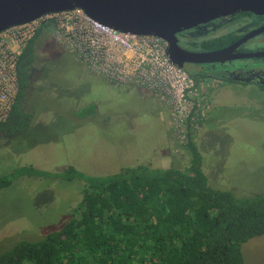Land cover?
Returning <instances> with one entry per match:
<instances>
[{"label":"rangeland","instance_id":"374dc122","mask_svg":"<svg viewBox=\"0 0 264 264\" xmlns=\"http://www.w3.org/2000/svg\"><path fill=\"white\" fill-rule=\"evenodd\" d=\"M259 43L264 50V39ZM34 50L21 103L29 124L11 138L0 134V177L25 166L47 173L72 167L89 176L140 165L183 170L189 159L185 139L175 136L168 121L175 104L194 108L189 138L209 187L238 197L264 192V95L254 85L213 88L212 105L200 114L202 102H190L199 100L200 91L189 87L186 77L197 71L195 65L181 69L186 78L168 89L166 106L143 85L120 88L89 73L48 26ZM250 61L233 67L244 63L264 70V58ZM81 190L75 179L25 176L1 188L0 254L17 241L35 242L57 230L77 206ZM240 251L244 264H264V235L248 240Z\"/></svg>","mask_w":264,"mask_h":264},{"label":"trees","instance_id":"16d2710c","mask_svg":"<svg viewBox=\"0 0 264 264\" xmlns=\"http://www.w3.org/2000/svg\"><path fill=\"white\" fill-rule=\"evenodd\" d=\"M45 26L17 57L14 101L0 122L4 138L29 124L30 114L21 103L35 41ZM220 41L189 44L210 50L220 47ZM189 137L186 131L189 159L183 170L140 165L89 176L72 167L47 173L25 166L0 177V189L23 176L82 184L80 201L57 230L35 242H15L0 254V264H244L241 246L264 235V192L238 197L209 187L201 155Z\"/></svg>","mask_w":264,"mask_h":264},{"label":"built area","instance_id":"2783aa9c","mask_svg":"<svg viewBox=\"0 0 264 264\" xmlns=\"http://www.w3.org/2000/svg\"><path fill=\"white\" fill-rule=\"evenodd\" d=\"M42 24L52 29L65 49L88 72L120 87L143 85L164 105V98L171 93L168 89L186 78L180 69L169 63L165 55L166 45L157 37L121 34L89 19L79 9L50 13L0 32V122L6 119L14 101L17 57ZM179 99L183 96L180 95ZM172 107L171 130L183 141L181 128L191 106L186 109L173 104Z\"/></svg>","mask_w":264,"mask_h":264},{"label":"water","instance_id":"95a60500","mask_svg":"<svg viewBox=\"0 0 264 264\" xmlns=\"http://www.w3.org/2000/svg\"><path fill=\"white\" fill-rule=\"evenodd\" d=\"M81 10L89 19L121 34L162 40L169 63L212 64L236 59L264 58V51L231 55L239 40L211 52H188L177 45L176 34L239 12L264 15V0H0V32L50 14ZM264 28L260 31L262 32Z\"/></svg>","mask_w":264,"mask_h":264},{"label":"flooded vegetation","instance_id":"af4514ba","mask_svg":"<svg viewBox=\"0 0 264 264\" xmlns=\"http://www.w3.org/2000/svg\"><path fill=\"white\" fill-rule=\"evenodd\" d=\"M262 28H264V15L257 16L247 12H239L230 16L214 19L193 29L182 31L176 34V40L178 47L184 51L203 53L226 48L251 35L246 38L244 42L236 46L231 55L240 53H256L264 51L258 47V44H260L259 42L264 39V31L256 34V32L260 31ZM226 37H229L230 39L228 42L224 43V39ZM216 39L221 40L218 42L220 47L210 50L200 46L193 47L189 44L190 42L200 43ZM250 45L252 46L251 50L248 48ZM259 59L260 58L236 59L212 64L184 63L182 65V69H185V65H195V68H198L195 73L186 75L188 80L191 81V88H193V90H197L198 88L201 94L199 100L192 98L190 99V102L193 105L198 102H202L203 105L205 104L204 106L200 105L201 110L199 113L202 114L203 108H209L212 105L211 101L214 95L212 92L213 88L216 87L217 91L222 90L223 88L229 90V88L236 85H254L257 91L264 95V70H262V68L255 65L248 66L243 62H241L243 63L242 65L233 67V65H235L234 63H239L241 60H251L250 62H254ZM233 92L235 93L234 90ZM154 97L159 100L157 96ZM194 107H197L198 109L199 105L196 104ZM190 109L191 110L188 111L187 117L183 120L185 129L183 128V125L181 128L185 140L186 131L190 134L188 119H190L191 112L194 111L193 107ZM202 118L203 117H201V119ZM168 121L169 124H171L170 118ZM195 121H197V119H195Z\"/></svg>","mask_w":264,"mask_h":264}]
</instances>
